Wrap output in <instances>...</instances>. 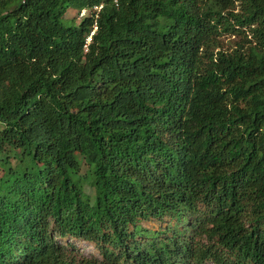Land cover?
Instances as JSON below:
<instances>
[{
  "label": "trees",
  "instance_id": "16d2710c",
  "mask_svg": "<svg viewBox=\"0 0 264 264\" xmlns=\"http://www.w3.org/2000/svg\"><path fill=\"white\" fill-rule=\"evenodd\" d=\"M207 261L264 264V0H0V264Z\"/></svg>",
  "mask_w": 264,
  "mask_h": 264
},
{
  "label": "rangeland",
  "instance_id": "374dc122",
  "mask_svg": "<svg viewBox=\"0 0 264 264\" xmlns=\"http://www.w3.org/2000/svg\"><path fill=\"white\" fill-rule=\"evenodd\" d=\"M89 12H90L89 10H83L80 14V13H77V9L69 8L66 14L62 16V22L64 24H76L80 17H82L83 15H87ZM247 36L250 37V35L248 34ZM236 39L237 37L235 36H221L220 44L223 49H227L233 46V43ZM8 159H9V162L14 164V160L12 157L11 158L9 157ZM145 226H148L150 228H157L156 224L153 222H147L145 223ZM74 244L77 246V248L79 249V251L81 252L83 256L88 257V256L98 255L97 250L94 248V246L91 243H88L85 241H78V242H75ZM203 264H213V263H211L210 261H207V262H204Z\"/></svg>",
  "mask_w": 264,
  "mask_h": 264
},
{
  "label": "built area",
  "instance_id": "2783aa9c",
  "mask_svg": "<svg viewBox=\"0 0 264 264\" xmlns=\"http://www.w3.org/2000/svg\"><path fill=\"white\" fill-rule=\"evenodd\" d=\"M81 14V13H80Z\"/></svg>",
  "mask_w": 264,
  "mask_h": 264
}]
</instances>
